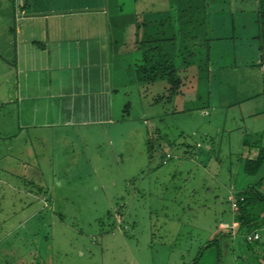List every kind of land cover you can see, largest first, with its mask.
<instances>
[{"label":"rangeland","instance_id":"1","mask_svg":"<svg viewBox=\"0 0 264 264\" xmlns=\"http://www.w3.org/2000/svg\"><path fill=\"white\" fill-rule=\"evenodd\" d=\"M169 6L172 13L165 12L161 19L166 23L165 34L178 40V44L172 42L169 51L173 56L180 54L174 60L179 64L190 59L196 62L197 55L187 58L185 51L181 53L177 47L184 28L182 20L168 28L169 15L174 16L176 9L171 3ZM195 7L200 8L198 13ZM201 9L207 13L204 31L208 43L218 36L213 38L219 41V45L212 42L217 44L213 55L221 57V65H229L233 43L263 44L264 51L258 28L261 19H243L239 12L233 18L218 15L215 21L209 16L208 1L198 0L190 4V17L197 23ZM12 19V0H0V74L6 66L2 59L12 63L13 51L6 47L12 38L8 32ZM214 22L218 28L208 26L209 34L207 23ZM247 34L255 37L253 43L246 40ZM225 37L228 39L221 44ZM231 37L237 41L232 42ZM207 63L199 62L179 72L185 75L180 89L184 98L180 95L168 100L165 89L156 91L166 86L159 82L151 91L160 97L163 92L165 97L154 101L145 89L150 85L141 83L139 89L133 83L131 101L137 95L136 104L124 112L130 113L132 120L105 128L103 138L98 126L92 127L89 138L87 134L76 142L78 129L73 128L70 141L62 143L59 139L53 144L47 139L48 129L14 131L16 102L0 109V264H190L195 253L171 252L170 246L177 243L202 251L215 235L221 238L215 224L231 223L235 212L228 193L225 195L223 185L218 183L229 186L227 169H240L242 162L239 165L236 162L240 160L233 157L242 146L228 140V135L232 129H243L239 107L244 106L238 100L233 110L223 111L227 103L237 101L232 93L240 89L228 79L230 66H224L225 77L215 84L217 96L213 103L217 108H209L217 115H205L209 91L214 90V83L206 77ZM196 74L200 77L192 79ZM226 78L228 82H222ZM193 85L201 95L197 101ZM257 101L262 105L264 99ZM120 111L122 108L118 117ZM6 121L9 125L5 129ZM251 124L254 126L255 121ZM114 126L117 128L112 131ZM201 132H207L208 138ZM42 135L44 140L39 141L37 137ZM208 140L213 151L206 149ZM183 144L188 145L190 156L183 155ZM166 154L171 159H166ZM248 181L255 183L257 178ZM255 232L260 239L248 242L247 236ZM225 241L229 240L223 237ZM226 251L217 258L211 251L206 252L199 264H264V224L257 221L236 231ZM129 253L138 256L132 258Z\"/></svg>","mask_w":264,"mask_h":264},{"label":"crops","instance_id":"2","mask_svg":"<svg viewBox=\"0 0 264 264\" xmlns=\"http://www.w3.org/2000/svg\"><path fill=\"white\" fill-rule=\"evenodd\" d=\"M175 1L12 0L13 19L8 30L12 38L6 42V47L13 51V57L12 63H7L8 61L2 59V63H5L6 66L0 74V95L3 100L2 103L0 101V109L16 102L14 131H21L29 127L41 130L48 129L47 139L49 142L52 141L51 143H53L55 140L61 139L62 143H66L67 140H71V129L77 128V142L82 141L84 135L88 134L89 138L94 129L92 127L100 126L102 130L99 131H101L103 138L105 128L116 125L120 121L132 120V115L127 112L124 114V112L128 108H134L137 95L131 101V93L135 91L133 90L135 86L138 87L141 84L136 77V67L141 64L142 50L138 49L137 44L146 36L154 34L148 19L157 18L155 13L159 12L161 17L165 16V12L170 10L169 4ZM207 1L209 16H213L215 21L218 15L233 18L239 12H241L243 19L255 17L261 19L258 28L261 33L260 38L264 39V0ZM221 2L227 6L217 7L216 4H221ZM212 3H215L214 8ZM232 4H237V7H232ZM16 8L17 12L15 11ZM209 24L207 23L206 28L210 34L211 31L208 30V26L216 30L218 25L215 22ZM247 35L246 40L249 42L251 39H255V37L250 38V34ZM213 38H218V36L215 35ZM213 38L208 43V63L206 65L208 76L206 75V77L210 84L211 81L212 84L214 83V90L209 91L208 109L204 107L205 115L210 116L211 112L217 115V111H213L212 108V110L209 109L211 106L217 108L216 103H213L217 96L215 84L217 79L221 81L222 77H225L224 72H222L224 66H230L231 76L228 79L232 81V84H237L236 89H240L232 93L237 101L227 103L226 107H223V111L233 110V105L238 103V100V104L243 102L244 107H239V114L242 117L240 122L243 123L244 127L243 129H232L228 135V140L237 141L242 146V149L233 157L240 160L236 162L240 165L244 160L255 159L260 148H264L263 44L261 46L242 42L237 45L233 43L230 45L231 50L234 51L231 52L232 58H230L229 65L224 64L223 66L220 64L222 63L221 57L216 54L213 55L216 51V43L219 45V41H214ZM227 39L228 37H225L221 44L225 43ZM235 41L237 40L232 39V42ZM167 49L169 51L170 48ZM176 51L177 49H175ZM175 56L177 58L180 54L175 53ZM237 62L240 63V66ZM176 63L178 66L182 64V62L179 64L177 61ZM237 68L239 69L236 70ZM178 75L183 86L185 75L180 73ZM199 77L198 74L191 76L194 80ZM228 79L226 78L222 82L227 83ZM159 82L162 85H164L163 82L166 83V86H161L160 90L156 91L160 92L165 89L167 92L168 84L165 80L155 82L145 88L154 101L165 97L163 92L160 97L157 95L158 93L154 96L151 91L153 85ZM133 83L135 86L132 85ZM192 88L196 92L194 85ZM181 91L173 98L178 99L180 95L184 98L185 94ZM196 93L198 95L195 94L194 98L197 101L201 95L199 92ZM187 98L190 99V97ZM126 100L127 102H125ZM257 100L262 101V105ZM120 108L122 111L118 117ZM178 112L181 111L178 110ZM144 114H146L145 111ZM10 116L12 117L11 114ZM155 116L158 117L159 115ZM253 121H255L254 126L251 124ZM3 124H5L6 129L9 122L6 121ZM116 128L117 126H114L112 131ZM201 135L206 138L209 136L207 132H201ZM43 137L44 135L40 138L37 137V139L43 141ZM208 143L205 145L207 151H213L210 140ZM188 148V145H184V156L191 155ZM228 154L233 156L232 152ZM238 169L235 168L234 171L232 167L227 169L229 186L228 183H218L220 186L223 185L224 194L227 195L226 193H228L229 204L232 199L237 198L236 194L243 191L242 189H245L248 183V180L242 177L240 169L239 171ZM223 180L226 181L224 178ZM261 208L260 204L253 205L251 208L253 209L251 217L257 218L260 222L261 218L264 217ZM235 217V213H232L231 223L229 221L214 223L217 226V232L220 233L219 236H221L218 238L220 240L219 247L222 248L220 251L217 252L215 247L206 249L207 245L202 251L197 247L192 249L184 245L185 242L183 243L184 247L178 246L176 243V245L170 246L169 250L180 254L192 251L195 255L190 264L194 263L195 258L203 257L204 253L210 251L217 258L224 250L222 246L223 237L228 239L227 242L230 243V239L236 235V231L241 229V225ZM225 248L227 249V246ZM129 255H132V258L138 256L135 253H129Z\"/></svg>","mask_w":264,"mask_h":264},{"label":"trees","instance_id":"3","mask_svg":"<svg viewBox=\"0 0 264 264\" xmlns=\"http://www.w3.org/2000/svg\"><path fill=\"white\" fill-rule=\"evenodd\" d=\"M181 1L182 0H176L174 3L171 2L172 5L176 7L175 15H169L170 17L168 19H171V21H169V24L167 25L169 28L170 25H178L180 20H182L181 24L184 29L183 32L180 31V45L177 47L181 48V53H183V50L185 51L187 58L197 55L196 62L194 61L195 59L192 61H190L191 59L189 61L183 60L182 64L178 66L174 61L176 56H173L167 48L171 47L170 45H172V42L177 43L178 40H176V38L170 39L165 34L164 28L166 23L164 22L163 24L164 20L161 19L162 17L160 12L155 13L157 18H153L152 20L148 19V22L153 27L154 34L146 36L145 39L140 40L137 44L138 49L142 50L141 64L136 67L137 80L144 85H152L155 82L165 80L168 84V100H171L180 93V88L182 86L181 79L178 75L180 70L185 67L198 64L199 62L207 63L208 60V40L206 37L207 34L204 31L207 13L205 12V9H201L202 11L199 13L200 16L198 14L199 22L197 23L195 22L194 17L193 20L192 17H190L193 14L192 10L190 11V4L196 2L191 0H183V2ZM181 3L183 5H180ZM200 8H196L197 13ZM171 11L168 12L171 14ZM180 13L183 15L180 16ZM201 49H203V54H201ZM240 173L242 177L246 178L247 180L257 178L255 183L247 184L246 188L242 189L243 191L236 194L238 201L236 202L235 218L236 221L240 223V227L245 228L255 224L258 221L257 218L251 217V208L253 205L260 204L262 206L261 212H264V192L262 191L264 190V148H260L255 159L244 160L242 162ZM261 224H264V217L261 218ZM219 246L220 240L218 237H215L212 242L207 245L206 249L215 247L216 251L218 252L220 249H222ZM201 257L202 256L195 258L193 264H198Z\"/></svg>","mask_w":264,"mask_h":264},{"label":"built area","instance_id":"4","mask_svg":"<svg viewBox=\"0 0 264 264\" xmlns=\"http://www.w3.org/2000/svg\"><path fill=\"white\" fill-rule=\"evenodd\" d=\"M166 159H171V155L166 154ZM238 201V198H234L231 201L232 209L233 211H236V202ZM259 239V236L257 234H253L247 237L248 242L257 241Z\"/></svg>","mask_w":264,"mask_h":264},{"label":"water","instance_id":"5","mask_svg":"<svg viewBox=\"0 0 264 264\" xmlns=\"http://www.w3.org/2000/svg\"><path fill=\"white\" fill-rule=\"evenodd\" d=\"M226 244L228 245V242H226V241L223 242V244H222V246H223V248H224V250H223V253H224V254H226V252H227V251H226V248H225V246H227Z\"/></svg>","mask_w":264,"mask_h":264}]
</instances>
